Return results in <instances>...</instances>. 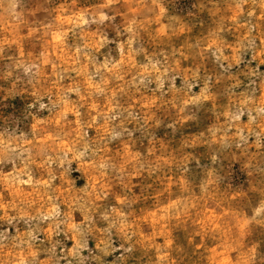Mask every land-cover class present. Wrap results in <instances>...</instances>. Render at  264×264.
Returning <instances> with one entry per match:
<instances>
[{"label":"rangeland","instance_id":"obj_1","mask_svg":"<svg viewBox=\"0 0 264 264\" xmlns=\"http://www.w3.org/2000/svg\"><path fill=\"white\" fill-rule=\"evenodd\" d=\"M0 264H264V0H0Z\"/></svg>","mask_w":264,"mask_h":264},{"label":"snow or ice","instance_id":"obj_2","mask_svg":"<svg viewBox=\"0 0 264 264\" xmlns=\"http://www.w3.org/2000/svg\"><path fill=\"white\" fill-rule=\"evenodd\" d=\"M109 3H111V0H109Z\"/></svg>","mask_w":264,"mask_h":264}]
</instances>
